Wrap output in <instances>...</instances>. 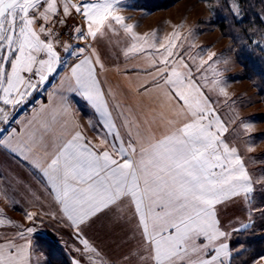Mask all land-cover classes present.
<instances>
[{"label":"snow or ice","instance_id":"obj_1","mask_svg":"<svg viewBox=\"0 0 264 264\" xmlns=\"http://www.w3.org/2000/svg\"><path fill=\"white\" fill-rule=\"evenodd\" d=\"M121 4L122 0H0V103L15 109L32 92L43 90L50 76L59 77L58 91L77 95L94 109L99 119L89 118V124L103 130L97 135L108 147L97 151L86 139L63 94L58 107L39 110L49 113V118L29 121L26 139H17L12 129L0 145L20 152L39 170L62 217L75 229L82 255L91 254L89 264H110L82 231V226L104 214L125 223L134 221L135 247L124 257L126 264H232L229 240L240 228L229 231L222 224V210L240 201L251 205L256 186L264 185V174L250 173L240 150L225 139L228 126L205 92L228 96L226 82L219 79L222 72L215 67L218 62L205 69L216 77L210 83L207 75L196 76L206 62L201 58L193 68L178 52L174 54L178 33L166 40V46L160 44L164 51L159 52L155 34L138 35L116 14ZM73 14L82 25L72 28L76 35L71 38L85 41L84 46L62 40L57 30ZM114 24L130 38L126 57L157 49L160 58L152 63L162 65L156 71L163 81L157 86H166L164 95L170 103L176 101L171 115L157 112L144 123L130 121L118 111L124 135L110 110L111 89L103 87L101 73L106 65L97 48L87 42L103 39L108 32L117 34ZM174 55L178 58L169 60ZM4 106H0V123L9 124L11 113ZM120 107L115 105L117 110ZM242 127L247 131L251 125L244 122ZM4 131L0 128V133ZM34 216L26 213L29 221ZM5 224L22 228L0 219V227ZM241 226L247 229L249 224L241 222ZM33 232L34 227L15 235L0 232V264H33L29 238ZM261 260L264 256L253 264Z\"/></svg>","mask_w":264,"mask_h":264},{"label":"rangeland","instance_id":"obj_2","mask_svg":"<svg viewBox=\"0 0 264 264\" xmlns=\"http://www.w3.org/2000/svg\"><path fill=\"white\" fill-rule=\"evenodd\" d=\"M71 2L78 3L79 0ZM120 9L116 14L133 26L135 33L150 38L155 34L159 52L164 51L160 44L166 46V40L178 33L174 54L178 52L193 68L200 64L202 58L206 63L196 76L207 75L209 83L216 77L210 70L205 73V69L214 61L218 62L215 67L222 72L219 79L226 82L228 96L224 97L216 90L205 89V92L211 96L217 114L228 126L225 139L240 150L250 173L254 176L264 174V0H244V3L242 0H122ZM81 25L82 19L73 14V17L67 18V25H58L57 30L62 40L84 46L85 41L71 38L76 35L72 28ZM113 27L117 34L108 32L103 39L95 42V47L102 58L109 55L112 59L121 57L125 60L124 52L130 47V38L121 25L114 24ZM87 42L93 44L91 38ZM61 55L65 54L61 52ZM141 55L160 58L156 48L130 53L127 58L132 60ZM174 58L178 57L174 55L169 60ZM31 95L15 109L0 103L11 113L9 124L0 123V128L5 129L0 137L12 130L25 108L41 100ZM89 118L93 122L98 121L91 112L84 111L81 122L85 131L91 133L88 139L102 150L105 144L101 143L97 131L103 130H94ZM244 122L251 125L247 131L242 127ZM249 148L252 150L249 151ZM10 158L0 145V191L4 193L0 197V209L3 210L0 219H10L22 228L5 224L0 227V232L15 235L34 227L35 232L29 234L33 245V264H73L74 260L89 264L87 257L91 254L82 255L83 245L76 238L75 229L62 217L39 170L24 161H15L16 166L10 163ZM256 188L251 205L240 201L229 205L221 213L222 224L229 231L233 227L240 228V231L231 233L229 240L234 249L232 264H253L254 260L264 256V212L255 211L264 208V185H257ZM29 212L35 213L31 221L26 218ZM241 222L249 224V227L244 229ZM96 224L94 219L82 226L84 238L110 264H126L124 257L134 249L128 247V241L133 239L134 221L131 231L126 234L123 230L113 231L108 227L100 231L101 226ZM95 225L99 231H95ZM260 264H264V260Z\"/></svg>","mask_w":264,"mask_h":264},{"label":"crops","instance_id":"obj_3","mask_svg":"<svg viewBox=\"0 0 264 264\" xmlns=\"http://www.w3.org/2000/svg\"><path fill=\"white\" fill-rule=\"evenodd\" d=\"M93 45L95 46V42H93ZM101 59L107 68L105 72L101 73V79L102 81H105L103 87L106 90L111 89L112 96L107 98L109 100L110 110L113 112L116 124L120 128L122 135H124L125 129L121 127L123 117L118 116V111H122L124 113V117H127L130 121L139 123H144L146 120L151 121L157 112H165L171 115L172 106L176 103V101L173 100L171 103L168 101L167 97L164 95L166 86H157L158 84L163 83L156 71V69L162 67V65L158 62L155 65L152 63L153 60L158 61V57L141 55L136 59L134 58L131 60L126 57L124 58L125 60H122L121 57L120 59H112L108 55L105 58L101 57ZM59 79V77H54L53 79L49 78V82H46L43 85V90L32 92L33 95L31 96H36L41 100L38 103L34 102L35 104L33 103L25 108V111L18 117L14 127L12 128L15 129L18 134L17 139L27 138L29 121H33L34 117L49 118V113H41L39 110L42 107L49 109L58 107L61 103L60 96L63 94L68 96L72 107V114L82 126L81 131L83 135L87 140H90L88 138L91 133L85 131L81 122L83 113L84 111L91 112L94 119L96 117L99 119L98 115L83 98L71 93H61L58 91ZM113 97H115V99H113ZM117 103L121 106L119 110L115 108ZM11 132L12 130L2 134L0 139H4L9 136ZM126 138L127 137L125 136V139ZM109 139L112 138L109 137ZM107 147L108 145L105 144L102 150L97 149V147L96 150L103 151ZM1 148L4 153L12 158L9 159L10 163L16 164L15 161H24L26 164L28 163L33 166L30 160L25 159L24 155L20 152H13L3 145H1ZM106 216L111 217V219L106 218ZM132 223L117 221L115 215L112 214H104L95 219V224L101 226L100 231L105 227H108L113 231L123 230L125 234L127 231H131ZM96 225L95 231H99V229L96 228ZM19 242L23 243L24 241ZM129 246L135 247V241L133 239L128 241V247Z\"/></svg>","mask_w":264,"mask_h":264},{"label":"trees","instance_id":"obj_4","mask_svg":"<svg viewBox=\"0 0 264 264\" xmlns=\"http://www.w3.org/2000/svg\"><path fill=\"white\" fill-rule=\"evenodd\" d=\"M242 3H244V0H242Z\"/></svg>","mask_w":264,"mask_h":264}]
</instances>
